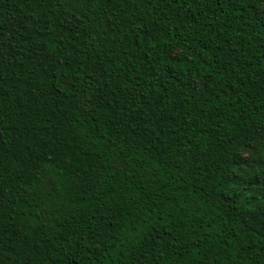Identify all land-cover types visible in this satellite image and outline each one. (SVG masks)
I'll list each match as a JSON object with an SVG mask.
<instances>
[{
    "label": "trees",
    "instance_id": "trees-1",
    "mask_svg": "<svg viewBox=\"0 0 264 264\" xmlns=\"http://www.w3.org/2000/svg\"><path fill=\"white\" fill-rule=\"evenodd\" d=\"M0 264H264V0H0Z\"/></svg>",
    "mask_w": 264,
    "mask_h": 264
}]
</instances>
